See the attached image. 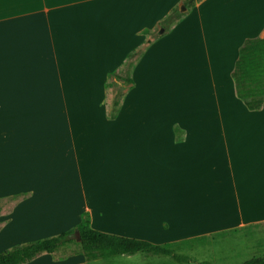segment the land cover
Wrapping results in <instances>:
<instances>
[{"label": "crops", "instance_id": "crops-1", "mask_svg": "<svg viewBox=\"0 0 264 264\" xmlns=\"http://www.w3.org/2000/svg\"><path fill=\"white\" fill-rule=\"evenodd\" d=\"M187 1L0 0L10 227L66 233L87 214L164 245L264 224V103L249 110L232 78L264 0H198L163 30Z\"/></svg>", "mask_w": 264, "mask_h": 264}, {"label": "trees", "instance_id": "trees-1", "mask_svg": "<svg viewBox=\"0 0 264 264\" xmlns=\"http://www.w3.org/2000/svg\"><path fill=\"white\" fill-rule=\"evenodd\" d=\"M196 1L198 0H188L186 3H182L181 8L174 9L168 19L162 23L163 30L164 28L166 30L165 25L177 22L185 12L193 7ZM232 78L237 97L244 102L249 110H258L264 103V38L248 39L243 43L239 49ZM127 82L131 83V81ZM75 231L78 233V244L89 260L141 254L143 256H164L177 263H186L188 258L177 254L176 248L202 240L201 237L177 243L155 245L143 240L106 234L90 227L87 214L81 216ZM70 235V233H62L0 252V264H28L41 255L53 254L59 247L72 242L68 238ZM240 264H264V254L252 257Z\"/></svg>", "mask_w": 264, "mask_h": 264}, {"label": "rangeland", "instance_id": "rangeland-1", "mask_svg": "<svg viewBox=\"0 0 264 264\" xmlns=\"http://www.w3.org/2000/svg\"><path fill=\"white\" fill-rule=\"evenodd\" d=\"M120 76L122 79L127 78L126 69L121 72ZM115 77V80L111 82L114 97L113 99L110 98L109 103L111 114L115 111L113 102L115 100L119 102L128 89V84H119L117 81L119 77ZM17 202L16 197L7 201H0V244H2L0 245V252L10 250L17 245H26L62 234L53 233V235H50L51 233L45 232L50 228L47 227V223L30 230L22 227H10L13 219L12 213ZM67 230L66 233L71 234L68 237L71 239V243L59 247L53 254L41 255L28 264H240L252 257L264 254V224L208 235L202 237V240L176 248L177 254L188 258L186 263H177L164 256H143L141 254L89 260L83 254L76 239V227ZM31 233H35V237L26 238Z\"/></svg>", "mask_w": 264, "mask_h": 264}, {"label": "water", "instance_id": "water-1", "mask_svg": "<svg viewBox=\"0 0 264 264\" xmlns=\"http://www.w3.org/2000/svg\"><path fill=\"white\" fill-rule=\"evenodd\" d=\"M76 237H77V238H76V239H77V241H79V238H78V234H77V233H76Z\"/></svg>", "mask_w": 264, "mask_h": 264}]
</instances>
